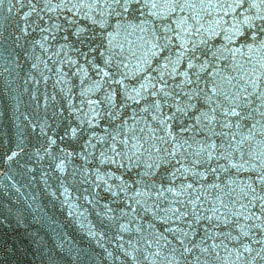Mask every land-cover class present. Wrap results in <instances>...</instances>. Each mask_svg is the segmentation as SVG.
Listing matches in <instances>:
<instances>
[{
  "label": "snow or ice",
  "instance_id": "snow-or-ice-1",
  "mask_svg": "<svg viewBox=\"0 0 264 264\" xmlns=\"http://www.w3.org/2000/svg\"><path fill=\"white\" fill-rule=\"evenodd\" d=\"M0 264H264V0H0Z\"/></svg>",
  "mask_w": 264,
  "mask_h": 264
}]
</instances>
